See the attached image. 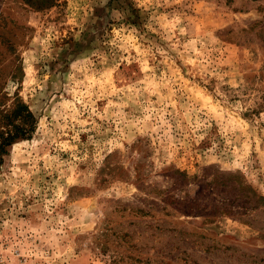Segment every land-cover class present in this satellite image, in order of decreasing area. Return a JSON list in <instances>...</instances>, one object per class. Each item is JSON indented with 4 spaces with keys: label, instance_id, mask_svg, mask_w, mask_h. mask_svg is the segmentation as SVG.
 <instances>
[{
    "label": "rangeland",
    "instance_id": "1",
    "mask_svg": "<svg viewBox=\"0 0 264 264\" xmlns=\"http://www.w3.org/2000/svg\"><path fill=\"white\" fill-rule=\"evenodd\" d=\"M0 264H264V0H0Z\"/></svg>",
    "mask_w": 264,
    "mask_h": 264
},
{
    "label": "trees",
    "instance_id": "2",
    "mask_svg": "<svg viewBox=\"0 0 264 264\" xmlns=\"http://www.w3.org/2000/svg\"><path fill=\"white\" fill-rule=\"evenodd\" d=\"M34 130L35 118L21 98L16 96L9 108L0 107V166L8 148L30 139Z\"/></svg>",
    "mask_w": 264,
    "mask_h": 264
}]
</instances>
